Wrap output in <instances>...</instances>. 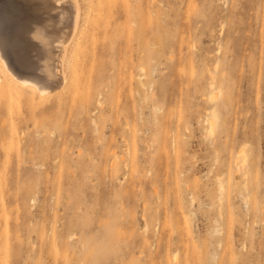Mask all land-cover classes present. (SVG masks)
<instances>
[{
	"label": "rangeland",
	"instance_id": "rangeland-1",
	"mask_svg": "<svg viewBox=\"0 0 264 264\" xmlns=\"http://www.w3.org/2000/svg\"><path fill=\"white\" fill-rule=\"evenodd\" d=\"M78 2L62 87L0 63V264H264V0Z\"/></svg>",
	"mask_w": 264,
	"mask_h": 264
},
{
	"label": "bare ground",
	"instance_id": "bare-ground-1",
	"mask_svg": "<svg viewBox=\"0 0 264 264\" xmlns=\"http://www.w3.org/2000/svg\"><path fill=\"white\" fill-rule=\"evenodd\" d=\"M30 1L34 3V10H32L34 14L31 15V17L26 16V11L24 12L21 8H15L18 5L16 4L17 2L13 3L16 4L13 8L14 10L8 14L5 12L4 15L0 14V63L4 71L16 84L31 83L34 84L33 87L36 86L38 88L37 90L42 93L52 92L62 87L67 80L68 74L66 72L68 69L65 67H69L70 64L68 62V65L64 66V59L68 55L66 52L68 48L71 47L69 43L73 40L74 35H76L75 32L78 22H80V5L78 0ZM5 14L6 17L8 16L10 19L17 20L13 32L7 33L3 29ZM30 21L34 22L31 23L32 25L35 24L32 29ZM28 31L29 33L33 32V36L34 34L36 36L35 41L27 39V41L29 40L35 45V53L32 52L35 56L33 60H30L22 53L23 47L26 48V45L23 46L24 43H22L21 37L24 34H28ZM77 37L80 39L81 36L79 37L77 35ZM74 42L77 44L79 43L75 40ZM29 48L31 49L32 46L30 47L28 45L27 49ZM72 52L76 51L72 50ZM31 55L29 54V56ZM71 57L69 58L72 60L73 58ZM64 68L67 69V71H65ZM42 93L39 94L41 95Z\"/></svg>",
	"mask_w": 264,
	"mask_h": 264
}]
</instances>
